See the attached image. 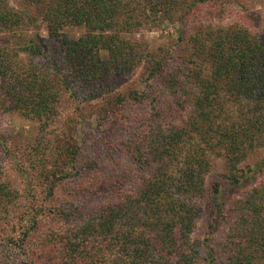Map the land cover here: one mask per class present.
I'll return each mask as SVG.
<instances>
[{"label": "trees", "instance_id": "obj_1", "mask_svg": "<svg viewBox=\"0 0 264 264\" xmlns=\"http://www.w3.org/2000/svg\"><path fill=\"white\" fill-rule=\"evenodd\" d=\"M21 1L0 0V32L38 17L48 36L0 43V116L38 125L0 133V264H264V28L222 24L251 0ZM178 13L201 28L171 49L125 37ZM219 158L239 192L209 201Z\"/></svg>", "mask_w": 264, "mask_h": 264}, {"label": "rangeland", "instance_id": "obj_2", "mask_svg": "<svg viewBox=\"0 0 264 264\" xmlns=\"http://www.w3.org/2000/svg\"><path fill=\"white\" fill-rule=\"evenodd\" d=\"M244 2V1H243ZM9 3L12 6L21 7V0H9ZM246 3V2H245ZM235 16L229 19H226L222 24H228L230 21H239L245 22L254 30H262L264 28V0H251L247 4V10H243L239 7L235 8ZM159 18H163L164 21H161L157 24L149 23L142 27L140 30L132 32L130 34H125L127 39L138 40L142 44H147L156 48H164L165 50L173 48L174 44L177 41L178 30L181 28H186L190 33H192L195 29L201 28L200 24L191 21L190 19L181 20V14L178 13L175 15V20L172 22L163 14L160 15ZM37 21L32 27H28V29L24 31H18L17 33H5L0 32V43L10 45L13 47L20 41V38H27L34 34L35 29L38 31V34L42 38H46L48 36L46 24L42 21L41 18L36 17ZM187 22V24H185ZM87 33V29L84 27H68L65 30V34L72 39H78L80 36ZM22 38V39H23ZM140 76H136L133 82H129V80H115V84L118 86L124 87H133V83L138 84V88L143 89L144 84L139 80ZM88 118V117H87ZM97 124V117L93 115L88 118L86 121H80L77 125V137L80 139L82 134L89 131L90 128H95ZM38 125L36 122H33L20 114H4L0 116V133L10 135V139L13 145H26L30 142H33L37 136ZM97 140H94L90 147L96 145L99 142H102V137L104 134H99L98 131H94ZM264 155V149L263 154ZM257 157L251 158L248 162H252L256 160ZM244 166V165H242ZM228 173L224 159H217L216 165L213 171L206 178V187L209 193V201L212 199V190L216 184H220L223 187L222 195L225 197H231L239 192V187L230 186L225 183L224 174ZM264 178V175L261 174L257 177V179H252L251 183H258L261 179ZM212 212L208 209L203 217L199 220L197 224V229L193 234V238L201 239L207 232H211L210 223H211ZM222 231L217 230L215 234L216 236H222L224 233Z\"/></svg>", "mask_w": 264, "mask_h": 264}]
</instances>
